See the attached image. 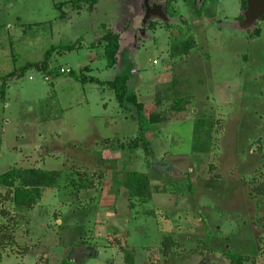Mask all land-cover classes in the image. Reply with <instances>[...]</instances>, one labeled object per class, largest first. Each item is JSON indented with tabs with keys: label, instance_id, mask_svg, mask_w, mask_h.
Instances as JSON below:
<instances>
[{
	"label": "rangeland",
	"instance_id": "obj_1",
	"mask_svg": "<svg viewBox=\"0 0 264 264\" xmlns=\"http://www.w3.org/2000/svg\"><path fill=\"white\" fill-rule=\"evenodd\" d=\"M75 1L0 0V78L52 47L80 46L0 93V175L61 173L33 210L0 187V264H125L119 244L136 264H231L228 251L264 264V20L246 21L241 0H101L93 11ZM107 30L122 36L111 69L99 43ZM188 39L195 47L174 56ZM71 71L129 74L144 115L163 118L148 133L153 156L99 153L105 140L136 137L135 108ZM133 171L149 175L151 201L130 199Z\"/></svg>",
	"mask_w": 264,
	"mask_h": 264
},
{
	"label": "trees",
	"instance_id": "obj_2",
	"mask_svg": "<svg viewBox=\"0 0 264 264\" xmlns=\"http://www.w3.org/2000/svg\"><path fill=\"white\" fill-rule=\"evenodd\" d=\"M101 0H77L72 2L74 8L83 9L88 7L90 11L94 8ZM203 4V3H202ZM242 11L246 12L248 10V1L241 0ZM64 5L61 6L63 9ZM170 15L172 17H177L180 12L175 8L173 3L167 6ZM67 14L62 11L60 18L65 20ZM243 16L241 17V19ZM264 18V16H263ZM257 35H260V30H258ZM122 36L120 34L114 33L111 30H107L105 35L100 40V46L104 49V58L107 61V67L109 69L114 68L118 62V54L122 44ZM78 44L66 45L52 47L49 49L44 57L43 61L37 63H29L21 69H16L13 73L0 78L1 90L0 93L2 98H5L8 82L14 78L23 77L28 71L34 70L36 72H47L51 73V63L56 55H63L68 52L79 49ZM195 47V42L191 39L181 42L179 45L172 47L173 55L178 54L186 55L189 51ZM84 71H91L87 68ZM19 73V74H18ZM70 75L82 82L83 84L95 83L102 88H107L115 93L116 99L122 110H127L130 107L135 108V119L138 122L139 129L136 137L126 143L119 138L113 140H105L103 142L102 150L97 151L102 154L105 150L117 151V150H143L146 152V156L151 157L154 155L152 149V143L148 139V133L151 128L155 125L162 123V115L160 113H153L149 117L144 115V104L139 101V98L135 92H132L129 87L130 76L129 74L119 75L114 81H101L97 78L90 77L84 72L78 75L76 72L71 71ZM176 108V107H175ZM181 109L178 106L177 108ZM103 178V173L100 174ZM61 178L60 171H44L40 169H28V170H11L5 174L0 175V187H8L5 199L13 202L14 204L27 209L33 210L39 202L42 200L44 191L50 188H56ZM127 188L129 191L130 199H139L143 202L151 201L154 194L157 192L154 190L151 179L146 173H141L138 171L129 172L127 174ZM1 196V194H0ZM2 214H6L5 209ZM176 245V241L172 236H167L163 241V250L166 257L170 256L173 247ZM120 251L124 254L125 264H136V252L134 249L127 245L119 244ZM227 259L231 264H247L250 258L245 257L240 253H235L228 251L226 253ZM2 262V257L0 255V263ZM61 264H75L69 259H64Z\"/></svg>",
	"mask_w": 264,
	"mask_h": 264
},
{
	"label": "water",
	"instance_id": "obj_3",
	"mask_svg": "<svg viewBox=\"0 0 264 264\" xmlns=\"http://www.w3.org/2000/svg\"><path fill=\"white\" fill-rule=\"evenodd\" d=\"M247 1L249 8L245 12L246 21L254 22L258 18L264 16V0H247Z\"/></svg>",
	"mask_w": 264,
	"mask_h": 264
},
{
	"label": "flooded vegetation",
	"instance_id": "obj_4",
	"mask_svg": "<svg viewBox=\"0 0 264 264\" xmlns=\"http://www.w3.org/2000/svg\"><path fill=\"white\" fill-rule=\"evenodd\" d=\"M199 1V0H198ZM206 2V0H203V4ZM241 11H242V8H241ZM243 13H244V11H242ZM241 18V17H240ZM263 20H264V18L263 17H261Z\"/></svg>",
	"mask_w": 264,
	"mask_h": 264
},
{
	"label": "built area",
	"instance_id": "obj_5",
	"mask_svg": "<svg viewBox=\"0 0 264 264\" xmlns=\"http://www.w3.org/2000/svg\"><path fill=\"white\" fill-rule=\"evenodd\" d=\"M49 81V79H47Z\"/></svg>",
	"mask_w": 264,
	"mask_h": 264
}]
</instances>
